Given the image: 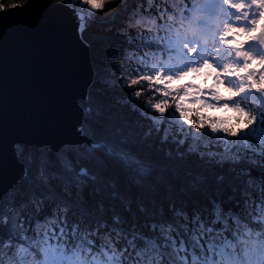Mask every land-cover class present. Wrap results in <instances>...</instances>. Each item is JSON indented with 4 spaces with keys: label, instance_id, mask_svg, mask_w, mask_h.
Masks as SVG:
<instances>
[{
    "label": "snow or ice",
    "instance_id": "6c2138e0",
    "mask_svg": "<svg viewBox=\"0 0 264 264\" xmlns=\"http://www.w3.org/2000/svg\"><path fill=\"white\" fill-rule=\"evenodd\" d=\"M25 2L0 0V17ZM43 8L49 34L105 21L96 73L123 95L81 107L86 147L44 145L0 179V264H264V0ZM14 48L0 21V112L19 82Z\"/></svg>",
    "mask_w": 264,
    "mask_h": 264
},
{
    "label": "water",
    "instance_id": "95a60500",
    "mask_svg": "<svg viewBox=\"0 0 264 264\" xmlns=\"http://www.w3.org/2000/svg\"><path fill=\"white\" fill-rule=\"evenodd\" d=\"M31 3V7L28 6ZM49 0H26L0 21L13 33L19 82L0 112V179L23 173L16 146H50L59 150L82 137L79 102L92 80L88 48L72 24L56 34L39 24Z\"/></svg>",
    "mask_w": 264,
    "mask_h": 264
},
{
    "label": "trees",
    "instance_id": "16d2710c",
    "mask_svg": "<svg viewBox=\"0 0 264 264\" xmlns=\"http://www.w3.org/2000/svg\"><path fill=\"white\" fill-rule=\"evenodd\" d=\"M105 21L100 18H94V20H88L86 21L85 28H81L80 31L83 32V36L80 34V38L85 43V45L88 48L89 53V59L92 69V80L90 85L87 88L85 98L82 99L79 102L80 107L86 106L89 103V96L92 95L94 92H105L107 90L106 94L107 97L115 103L116 101L120 100L123 93L122 91L118 89H110L108 87V83L106 82V79L104 78L103 74L97 75L96 73V67L97 65L103 66L107 63V57L110 55L109 53V47L108 39L109 34L107 32V29L104 27ZM93 106L95 108L94 104V98H93ZM82 137L79 141L72 145H83L86 147L85 144V138L80 134ZM40 147L37 146H16V156L18 159V162L23 167V170L26 167V161L30 157V155ZM64 147L60 148L59 150L63 149ZM19 149H23V155L20 154L18 151Z\"/></svg>",
    "mask_w": 264,
    "mask_h": 264
},
{
    "label": "rangeland",
    "instance_id": "374dc122",
    "mask_svg": "<svg viewBox=\"0 0 264 264\" xmlns=\"http://www.w3.org/2000/svg\"><path fill=\"white\" fill-rule=\"evenodd\" d=\"M189 79H192V78L191 77H186V78H184V80L179 81V83H183L184 81L189 80ZM194 82L198 84L200 82V78L195 79ZM215 114L217 116H223V117H228V116L231 115V113L223 112L221 110H216V113Z\"/></svg>",
    "mask_w": 264,
    "mask_h": 264
}]
</instances>
